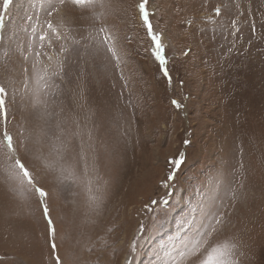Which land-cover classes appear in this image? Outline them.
<instances>
[{"label":"rangeland","instance_id":"1","mask_svg":"<svg viewBox=\"0 0 264 264\" xmlns=\"http://www.w3.org/2000/svg\"><path fill=\"white\" fill-rule=\"evenodd\" d=\"M0 264H264V0H0Z\"/></svg>","mask_w":264,"mask_h":264},{"label":"bare ground","instance_id":"2","mask_svg":"<svg viewBox=\"0 0 264 264\" xmlns=\"http://www.w3.org/2000/svg\"><path fill=\"white\" fill-rule=\"evenodd\" d=\"M243 250V249H242ZM244 256V255H243Z\"/></svg>","mask_w":264,"mask_h":264}]
</instances>
